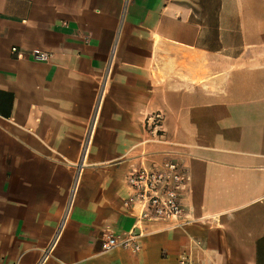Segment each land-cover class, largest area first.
<instances>
[{"label": "crops", "instance_id": "crops-1", "mask_svg": "<svg viewBox=\"0 0 264 264\" xmlns=\"http://www.w3.org/2000/svg\"><path fill=\"white\" fill-rule=\"evenodd\" d=\"M142 150L177 152L197 222L103 254ZM191 238L264 264V0H0V264H177Z\"/></svg>", "mask_w": 264, "mask_h": 264}, {"label": "built area", "instance_id": "built-area-1", "mask_svg": "<svg viewBox=\"0 0 264 264\" xmlns=\"http://www.w3.org/2000/svg\"><path fill=\"white\" fill-rule=\"evenodd\" d=\"M12 55L22 58L17 48L11 49ZM51 55L46 52H33L32 60L47 63ZM163 115L155 112L144 120L145 131L157 142L163 141ZM177 152H164L159 161H146L145 152L139 153L140 161L131 165L123 182L127 196L122 201V209L133 220V224L120 238L103 234L100 239V252L103 254L113 250H125L138 253L141 242L147 236L159 231L184 230L197 221L186 212L182 203L187 189L188 177L184 167L176 159ZM202 250L201 242L190 239L187 248L177 259V264H196L194 252Z\"/></svg>", "mask_w": 264, "mask_h": 264}]
</instances>
